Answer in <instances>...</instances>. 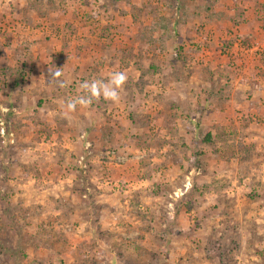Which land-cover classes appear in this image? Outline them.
<instances>
[{
	"label": "rangeland",
	"instance_id": "rangeland-1",
	"mask_svg": "<svg viewBox=\"0 0 264 264\" xmlns=\"http://www.w3.org/2000/svg\"><path fill=\"white\" fill-rule=\"evenodd\" d=\"M260 107L264 0H0V264H264Z\"/></svg>",
	"mask_w": 264,
	"mask_h": 264
},
{
	"label": "clouds",
	"instance_id": "clouds-1",
	"mask_svg": "<svg viewBox=\"0 0 264 264\" xmlns=\"http://www.w3.org/2000/svg\"><path fill=\"white\" fill-rule=\"evenodd\" d=\"M63 75L62 69H49L50 82H55L59 87H65V81L60 77ZM127 81V75L123 71L114 72L111 78L105 82L103 80L85 81L80 85L84 94L70 99L65 106L64 115L67 117L69 113L76 111L77 106L87 107L94 101H98L101 97L105 101L118 103L120 100V89L123 88Z\"/></svg>",
	"mask_w": 264,
	"mask_h": 264
},
{
	"label": "trees",
	"instance_id": "trees-1",
	"mask_svg": "<svg viewBox=\"0 0 264 264\" xmlns=\"http://www.w3.org/2000/svg\"><path fill=\"white\" fill-rule=\"evenodd\" d=\"M26 67V63H23L22 65V71L24 70V68ZM211 141V135L208 134L207 137H206V142H210ZM60 264H66L64 261L61 260V263Z\"/></svg>",
	"mask_w": 264,
	"mask_h": 264
},
{
	"label": "crops",
	"instance_id": "crops-1",
	"mask_svg": "<svg viewBox=\"0 0 264 264\" xmlns=\"http://www.w3.org/2000/svg\"><path fill=\"white\" fill-rule=\"evenodd\" d=\"M263 108V109H262ZM260 110H263V112H264V107H260L259 108ZM254 112H256V110H257V108L255 107L254 109H252ZM261 150H263V149H261ZM85 167H86V163H85ZM255 258H258V257H255ZM253 260H256V259H253ZM257 261V260H256Z\"/></svg>",
	"mask_w": 264,
	"mask_h": 264
}]
</instances>
